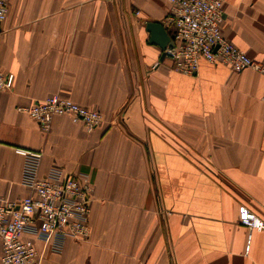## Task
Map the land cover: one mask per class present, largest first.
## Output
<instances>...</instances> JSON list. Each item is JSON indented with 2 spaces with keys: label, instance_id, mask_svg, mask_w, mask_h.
Instances as JSON below:
<instances>
[{
  "label": "crops",
  "instance_id": "obj_1",
  "mask_svg": "<svg viewBox=\"0 0 264 264\" xmlns=\"http://www.w3.org/2000/svg\"><path fill=\"white\" fill-rule=\"evenodd\" d=\"M5 1L0 198L30 194L22 150L42 153L40 175L85 173L92 189L87 239L34 240L40 264H264V74L203 60L174 71L146 31L166 0ZM221 28L264 62V0H223ZM52 95L102 123L62 115L43 132L16 110Z\"/></svg>",
  "mask_w": 264,
  "mask_h": 264
},
{
  "label": "built area",
  "instance_id": "obj_2",
  "mask_svg": "<svg viewBox=\"0 0 264 264\" xmlns=\"http://www.w3.org/2000/svg\"><path fill=\"white\" fill-rule=\"evenodd\" d=\"M166 2L168 10L162 25L173 37V44L163 54L172 61L174 71L194 75L203 60L225 65L235 73L250 69L264 74V62L251 59L223 36V0ZM7 12L6 1L0 0V33ZM12 84L13 75L0 69V91L11 89ZM16 110L35 121L43 132H48L53 119L62 115H71L87 132L94 131L103 120L98 111L58 95ZM21 152L24 161L20 183L30 194L17 201L0 198V264H40L34 240L61 251L67 240L85 241L89 235L92 189L88 175L59 168L40 175L42 153ZM244 213L240 214L241 223L251 227L254 215ZM259 226L264 229V222Z\"/></svg>",
  "mask_w": 264,
  "mask_h": 264
},
{
  "label": "water",
  "instance_id": "obj_3",
  "mask_svg": "<svg viewBox=\"0 0 264 264\" xmlns=\"http://www.w3.org/2000/svg\"><path fill=\"white\" fill-rule=\"evenodd\" d=\"M146 31L150 34L149 43L158 46L161 50L173 44V37L160 23H147ZM162 57H164L163 53Z\"/></svg>",
  "mask_w": 264,
  "mask_h": 264
}]
</instances>
